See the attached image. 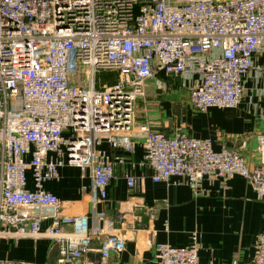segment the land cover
Instances as JSON below:
<instances>
[{
  "label": "built area",
  "instance_id": "built-area-1",
  "mask_svg": "<svg viewBox=\"0 0 264 264\" xmlns=\"http://www.w3.org/2000/svg\"><path fill=\"white\" fill-rule=\"evenodd\" d=\"M258 57L264 0H0V240L47 238L58 248L57 264H90V252L107 264L126 241L99 227L106 214L92 225L87 215H66L44 184L58 180L63 167L78 168L81 177L89 170L103 202L138 145L152 183L178 178L197 195L203 180L225 188L240 176L264 200V133L257 137L260 164L250 168L226 144L216 151L211 139L167 135L137 119L148 84L165 89L159 73L178 79L198 112L236 109L246 76L262 73ZM102 72L117 81L99 83ZM142 179L125 174L130 195L141 192ZM143 206L129 204L131 211ZM198 240L194 234L183 248L155 244L157 264H198ZM249 264H264V231Z\"/></svg>",
  "mask_w": 264,
  "mask_h": 264
},
{
  "label": "crops",
  "instance_id": "crops-1",
  "mask_svg": "<svg viewBox=\"0 0 264 264\" xmlns=\"http://www.w3.org/2000/svg\"><path fill=\"white\" fill-rule=\"evenodd\" d=\"M255 66L262 68V73L257 75L252 71L246 76L244 98L236 109L211 108L201 113L193 108L187 95L186 104L171 105L180 111L179 116L174 117L177 120H167L160 116L162 105L151 113L150 104L144 100L137 106L138 122H147L167 135L181 130L194 138L211 139L216 151L226 144L240 151L250 168L258 167L261 154L257 137L264 133V57L256 58ZM170 79L162 73L156 76V81L163 86H167L165 83ZM174 82L175 87L181 84L179 80ZM152 84L155 90L156 82ZM101 148L110 154L123 155L113 152L107 143ZM142 155L139 145L134 154L125 155L126 164L117 168L107 187V200L103 202L97 200L99 195L89 170L81 177L78 168H60L59 179L44 184V190L63 202L66 215H87L90 225L96 214H106V220L99 222V227L104 226L106 231L121 235L126 241L125 250L112 255L107 264H157L155 244L183 248L192 243L194 234L202 245L198 264H235V260L237 264H249L264 231V200L257 198L247 180L235 176L221 188L219 181L206 179L195 195L192 188L178 178L152 183L150 171L140 167ZM126 173L143 178L138 189L141 192L136 196L127 191ZM29 188H32L31 183ZM139 202L145 207L131 211L129 204ZM98 246L94 240L93 249ZM0 259L57 264L58 248L47 238L15 240L8 237L0 240ZM86 261L100 264V256L90 252Z\"/></svg>",
  "mask_w": 264,
  "mask_h": 264
},
{
  "label": "rangeland",
  "instance_id": "rangeland-1",
  "mask_svg": "<svg viewBox=\"0 0 264 264\" xmlns=\"http://www.w3.org/2000/svg\"><path fill=\"white\" fill-rule=\"evenodd\" d=\"M76 79L78 82H81V78L84 77L83 73H79L76 71L75 73ZM170 79V77H168ZM99 83H114L117 81V75L115 73L110 72H102L97 76ZM171 80V81H170ZM169 81L165 83V89L160 91L155 88L151 83L147 86V97L145 99V103L148 102L150 104L151 113L155 112L158 106L163 107V112L160 113L162 119L172 120L174 117L177 118L179 116L180 111L174 107L172 104H186L188 102V92L180 88V86L175 87L173 83L174 81H178V79L171 78ZM83 83V82H82ZM176 99V100H174ZM142 104V103H141ZM147 108H149L147 106ZM174 120H177L175 119Z\"/></svg>",
  "mask_w": 264,
  "mask_h": 264
}]
</instances>
